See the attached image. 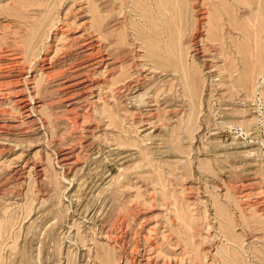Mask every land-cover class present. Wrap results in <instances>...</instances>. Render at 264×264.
I'll use <instances>...</instances> for the list:
<instances>
[{"label":"rangeland","instance_id":"374dc122","mask_svg":"<svg viewBox=\"0 0 264 264\" xmlns=\"http://www.w3.org/2000/svg\"><path fill=\"white\" fill-rule=\"evenodd\" d=\"M0 264H264V0H0Z\"/></svg>","mask_w":264,"mask_h":264},{"label":"bare ground","instance_id":"6f19581e","mask_svg":"<svg viewBox=\"0 0 264 264\" xmlns=\"http://www.w3.org/2000/svg\"><path fill=\"white\" fill-rule=\"evenodd\" d=\"M148 1V0H147ZM178 2V1H177ZM152 3H153V1H152ZM151 5V4H150ZM169 5V4H168ZM98 20H95V22H97ZM101 21V20H100ZM93 22H94V20H93ZM56 23V22H55ZM98 23V22H97ZM96 23V24H97ZM239 28H237V30H238ZM96 30V29H95ZM255 30H256V28H255ZM97 32V31H96ZM252 32V31H251ZM209 34H211V33H209ZM216 34V33H215ZM242 34V33H241ZM213 35V34H212ZM211 36V35H210ZM215 36V35H214ZM215 38V37H214ZM254 41V40H253ZM252 41V42H253ZM251 44H253V43H251ZM237 46V45H236ZM239 47V46H238ZM241 47V46H240ZM247 47V46H246ZM251 48H253L252 46H251ZM254 49V48H253ZM237 50H239V49H237ZM248 50V49H247ZM255 57H256V55H255ZM95 58V57H94ZM257 58V57H256ZM95 59H97V58H95ZM245 59V58H244ZM86 61V60H85ZM93 61V60H92ZM173 61V60H172ZM168 62V61H167ZM247 62V60L245 59V61H244V65H245V67H246V69H244L242 72H243V74H248V75H252V73H254V70H255V67H256V65H257V63H256V59H253L251 62H249L248 64L246 63ZM168 63H170V62H168ZM168 63H166V64H168ZM177 64H181V63H179V61L177 62ZM169 65H171V64H169ZM173 65V64H172ZM175 65H176V63H175ZM174 65V66H175ZM180 66V65H179ZM173 67V66H172ZM183 67V66H182ZM181 67V68H182ZM178 68H180V67H178ZM180 68V69H181ZM256 68H258V66L256 67ZM175 69V68H174ZM186 69V68H185ZM177 69H175V71H176ZM182 70V69H181ZM74 71V70H73ZM178 71H179V69H178ZM181 72H183V71H181ZM181 72H179V73H181ZM185 73H187V72H185ZM250 73V74H249ZM184 75H186V74H184ZM254 75V74H253ZM253 75H252V77H253ZM183 76V75H182ZM181 76V77H182ZM189 76H190V74H189ZM243 76V75H242ZM255 76V75H254ZM186 77V76H185ZM187 77H188V75H187ZM245 77V76H244ZM250 78H251V76H249ZM258 77V76H257ZM256 77V78H257ZM183 78V77H182ZM190 78V77H189ZM188 78V79H189ZM246 79V78H245ZM183 80H184V78H183ZM193 80V79H192ZM244 80V79H243ZM243 80H241L242 81V83H243V85H245L246 83H247V81H246V83H245V81H243ZM253 80V79H252ZM252 80H250V83L252 84H254V80L252 81ZM185 82H186V84H185V82H184V84H185V88H186V91H187V94L189 95V93H190V91L192 90V88H194V90L193 91H195V86H196V83H198L197 81H196V79H195V85L194 86H192V83L190 82V83H188V81H190V80H187V78L184 80ZM252 81V82H251ZM194 82V81H193ZM248 83H249V81H248ZM249 83V85H251ZM247 87V86H246ZM246 87H244V88H246ZM184 88V89H185ZM247 90H251V88H246ZM185 91V90H184ZM189 92V93H188ZM192 92V91H191ZM192 95H194L193 93H192ZM192 95H190V96H192ZM187 97H189V96H187ZM192 99V98H191ZM191 103V102H190ZM143 105V104H142ZM141 105V106H142Z\"/></svg>","mask_w":264,"mask_h":264}]
</instances>
